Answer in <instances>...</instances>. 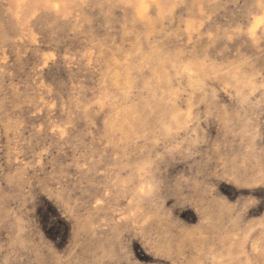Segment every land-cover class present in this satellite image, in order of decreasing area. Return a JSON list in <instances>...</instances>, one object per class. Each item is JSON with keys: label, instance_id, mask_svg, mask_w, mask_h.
Listing matches in <instances>:
<instances>
[{"label": "rangeland", "instance_id": "obj_1", "mask_svg": "<svg viewBox=\"0 0 264 264\" xmlns=\"http://www.w3.org/2000/svg\"><path fill=\"white\" fill-rule=\"evenodd\" d=\"M0 264H264V0H0Z\"/></svg>", "mask_w": 264, "mask_h": 264}]
</instances>
